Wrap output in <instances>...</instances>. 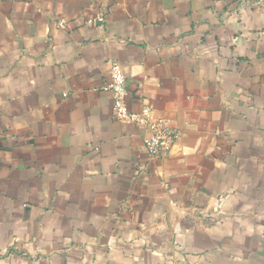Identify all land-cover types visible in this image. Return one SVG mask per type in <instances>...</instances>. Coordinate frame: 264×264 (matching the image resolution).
<instances>
[{
    "label": "crops",
    "instance_id": "crops-1",
    "mask_svg": "<svg viewBox=\"0 0 264 264\" xmlns=\"http://www.w3.org/2000/svg\"><path fill=\"white\" fill-rule=\"evenodd\" d=\"M0 264H264V0H0Z\"/></svg>",
    "mask_w": 264,
    "mask_h": 264
},
{
    "label": "built area",
    "instance_id": "built-area-1",
    "mask_svg": "<svg viewBox=\"0 0 264 264\" xmlns=\"http://www.w3.org/2000/svg\"><path fill=\"white\" fill-rule=\"evenodd\" d=\"M103 14H97L96 17L88 19L87 24H93L95 21L102 23ZM59 27L65 26V20L60 18L57 21ZM110 83L105 89L112 95V116L121 123L134 124L147 131L143 137V144L148 154L152 157H162L168 154L177 138L178 132L171 118L156 116L152 108L144 107L139 112H133L126 103V80L121 67L117 61L110 62Z\"/></svg>",
    "mask_w": 264,
    "mask_h": 264
}]
</instances>
